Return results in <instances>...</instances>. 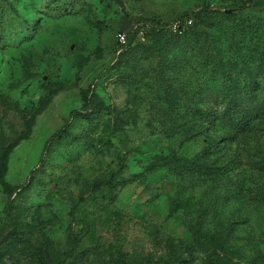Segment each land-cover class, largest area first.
Listing matches in <instances>:
<instances>
[{"label": "rangeland", "instance_id": "374dc122", "mask_svg": "<svg viewBox=\"0 0 264 264\" xmlns=\"http://www.w3.org/2000/svg\"><path fill=\"white\" fill-rule=\"evenodd\" d=\"M148 262L264 264V0H0V264Z\"/></svg>", "mask_w": 264, "mask_h": 264}, {"label": "trees", "instance_id": "16d2710c", "mask_svg": "<svg viewBox=\"0 0 264 264\" xmlns=\"http://www.w3.org/2000/svg\"><path fill=\"white\" fill-rule=\"evenodd\" d=\"M249 1H253V0H249ZM187 16H190V15H187ZM192 16V15H191ZM186 17V16H185ZM194 17V16H193ZM184 18V17H182ZM181 19V18H180ZM168 23H162L160 25V27L166 29V31L168 30L170 34L174 35V36H182V35H187L189 34V32L196 26V22H195V19H194V25H192L191 27H189L186 31H183L181 33H173L169 30V28L166 26L168 25ZM135 42V33H129L127 35V39H126V42L125 43H121V45H119L122 49H125V48H129L131 47ZM229 115L231 117V121L233 124H239V121L246 116V113L243 111L242 108H240L239 105H236V106H233L231 107L229 110ZM61 133V130H59L58 132H56L52 138H56L59 136V134ZM171 160H175V158L173 157V159ZM103 184V181L102 180H98V181H95L93 182V186L95 189H98L99 186H101ZM13 207V201L11 198H9V201H8V211H11ZM145 264H157V263H153V262H148V263H145Z\"/></svg>", "mask_w": 264, "mask_h": 264}, {"label": "built area", "instance_id": "2783aa9c", "mask_svg": "<svg viewBox=\"0 0 264 264\" xmlns=\"http://www.w3.org/2000/svg\"><path fill=\"white\" fill-rule=\"evenodd\" d=\"M192 25H194V17L190 15V16H186V17L181 18V19L171 21L166 26L173 33H181L183 31H186ZM119 37H120V42H122V43L126 42V35L125 34H119Z\"/></svg>", "mask_w": 264, "mask_h": 264}]
</instances>
